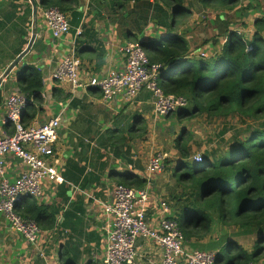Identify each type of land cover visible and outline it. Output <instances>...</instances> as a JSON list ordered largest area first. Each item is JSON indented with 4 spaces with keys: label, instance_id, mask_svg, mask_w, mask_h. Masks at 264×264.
I'll list each match as a JSON object with an SVG mask.
<instances>
[{
    "label": "crops",
    "instance_id": "crops-1",
    "mask_svg": "<svg viewBox=\"0 0 264 264\" xmlns=\"http://www.w3.org/2000/svg\"><path fill=\"white\" fill-rule=\"evenodd\" d=\"M33 1L0 0V135L14 131L5 99L17 93L27 96L17 80V69L7 75L5 70L36 29V39L43 36L42 43L29 53L25 67L39 75L40 96L35 100L28 97L20 121L24 125L39 124L59 117L51 161L62 181L45 178L39 197H22L16 203L20 215H45L35 242L11 229L0 213V264H103L106 230L113 220L108 207L114 201L115 185H128L126 180L141 183L131 187L147 191L144 207L152 227L165 214L161 201L167 203L178 224L180 215L192 210L209 217L208 230L202 235L196 234L202 231L201 226L194 227L190 237L180 228L186 250L214 251L219 254L218 264H230L232 254L240 253L234 245L246 257L255 254L259 231L240 223H225L216 210L203 209L198 206L201 201L193 203L189 189L177 180L181 152L176 142L187 133L179 125L185 117L179 118L177 111L156 115L154 96L145 88L132 99L121 94L105 99L96 87H73L54 79L52 73L66 55L73 53L80 63L79 79L104 77L111 70H123L121 47L125 42L159 40L167 33L185 38L189 57L214 56L230 31H240L250 39L259 30L264 38V0H218L211 6L194 0V34L184 20L178 21L190 13L188 3L193 0H183L188 13L176 20L171 12L168 17L161 0H68L63 12L69 30L57 37L51 35L42 16L47 6L42 0ZM50 6L59 8L57 4ZM77 30L81 33L76 34ZM205 30L212 33L203 36ZM186 144L191 153L187 140ZM158 151L167 154L163 169L149 172L147 162ZM26 169L22 160L8 153L0 181L13 180ZM136 252L132 264H160L162 249L154 240L137 237ZM240 261L236 257L232 264ZM249 263L264 264V247Z\"/></svg>",
    "mask_w": 264,
    "mask_h": 264
},
{
    "label": "trees",
    "instance_id": "trees-1",
    "mask_svg": "<svg viewBox=\"0 0 264 264\" xmlns=\"http://www.w3.org/2000/svg\"><path fill=\"white\" fill-rule=\"evenodd\" d=\"M161 1L171 9L175 20L188 13L183 0ZM201 1L211 6L218 0ZM41 2L44 6L57 4L63 11L68 0ZM226 36L219 53L211 57L187 56L189 48L180 34L167 33L159 40L141 43L150 61L162 65L159 84L163 91L186 96L187 105L177 110L179 118L200 114L223 118L239 114L241 119L264 116V38L259 30L250 39L237 31H230ZM31 73L32 69L25 67L17 80L27 93L26 98L35 100L40 96L37 87L41 80L38 74ZM261 126L251 128L247 124L244 130L248 132L243 138L236 137L241 131L238 130L227 149L218 153L215 149H212L214 152L201 153L200 162L188 160L190 153L184 136L180 135L176 142L181 152L176 178L189 189L193 203L201 201L198 206L216 210L225 223H241L252 231H259L255 254L246 257L244 251L234 245L233 248L240 253L232 254L230 264L236 257L241 260L237 264H246L264 247L261 246L264 242V125ZM191 163H194V168L189 170ZM126 182L128 186H141L138 182ZM15 210L18 211L16 206ZM32 216L30 218L38 225L45 218L39 212L32 213ZM178 221L184 235L190 237L194 235V227L201 226L202 231L196 234H204L210 219L204 212L192 210L180 215ZM218 259L219 254L216 253V264Z\"/></svg>",
    "mask_w": 264,
    "mask_h": 264
},
{
    "label": "built area",
    "instance_id": "built-area-1",
    "mask_svg": "<svg viewBox=\"0 0 264 264\" xmlns=\"http://www.w3.org/2000/svg\"><path fill=\"white\" fill-rule=\"evenodd\" d=\"M42 16L52 36L57 37L69 30L66 14L58 7H44ZM80 33V30L76 31V34ZM121 52L124 57L123 70H111L104 77L92 76L87 81L79 79L80 63L73 53L66 55L59 62L52 77L68 82L73 87H96L105 99L117 94L132 99L140 90L148 89L154 96L153 109L158 116L167 115L187 105L188 101L184 95L163 91L159 84L162 65L150 61L139 41L125 42ZM27 102L26 96L20 93L11 94L5 99L7 118L14 124V131L12 134L0 135V174L3 173L4 157L8 153L22 160L27 169L13 180L2 178L0 181V213L7 219L11 229L33 243L41 228L34 219L20 215L15 210L16 203L22 197H39L43 179L62 181V178L58 176L51 161L58 137L59 117L55 116L39 124L24 125L20 121V115ZM166 158V153L156 152L147 162V171H161ZM192 161H202L201 154H195ZM147 196L144 188H135L123 183L115 185L114 201L108 207L113 220L106 230L103 264H132L137 254V237L152 239L161 247L160 264H179L180 258L186 264H216V252L184 248V235L175 217L169 213L165 201L160 202L165 214L155 226H150L144 207Z\"/></svg>",
    "mask_w": 264,
    "mask_h": 264
},
{
    "label": "rangeland",
    "instance_id": "rangeland-1",
    "mask_svg": "<svg viewBox=\"0 0 264 264\" xmlns=\"http://www.w3.org/2000/svg\"><path fill=\"white\" fill-rule=\"evenodd\" d=\"M188 5H189L190 13L185 16L179 17L178 21L184 20V24L186 23L185 24L186 27H190L191 28L190 32L194 34V9H195L194 0L188 3ZM170 12L171 9L167 6L166 13L168 17H170ZM203 12L206 14L207 9H204ZM211 33L212 32L210 30H205L201 32V34L206 37L209 36ZM240 33L243 34L242 32ZM166 40L168 41V39ZM167 41H161V43H166ZM194 47H196V45H194ZM170 79L171 76H169V80ZM179 123H180L179 124L180 128H182L184 132H187L184 139L187 140L188 144L191 147V153H190L191 156L188 157V160L192 161L193 156L195 154H201L202 152L203 154L205 152L207 153L214 152L212 149H215V151L218 153V151L220 150L227 149L229 143L231 144V142L234 140L232 139V137L236 135V132L238 130L241 131L239 134L236 135L237 138H243L245 136V133H247L248 130H244V127L247 124L251 125V128L262 127L261 125L262 124L264 125V116L258 119H254V118L241 119L239 114L229 115L224 118L217 116H207L206 114H200L198 116L193 117L192 119L187 118L185 116V118H183L182 121ZM184 125L186 126L185 128L182 127ZM222 130H224L223 133L221 132ZM191 164L192 166L189 167V170L194 168V163Z\"/></svg>",
    "mask_w": 264,
    "mask_h": 264
},
{
    "label": "water",
    "instance_id": "water-1",
    "mask_svg": "<svg viewBox=\"0 0 264 264\" xmlns=\"http://www.w3.org/2000/svg\"><path fill=\"white\" fill-rule=\"evenodd\" d=\"M31 1H32V3L34 2L33 0H31ZM42 37L43 36H41V38ZM41 38L36 39V29H34V31L31 33V36L28 40V43L26 44L23 51L19 55H17L13 59V61L8 65V67L6 68L5 75H7L10 71H12L14 69L15 70L17 69V72H18L17 74H20L22 72V70L25 68V65H27L25 59L30 58L29 53L41 45V43H42ZM139 42L142 43V41H139ZM0 82H1V80H0ZM27 104H26V106H27Z\"/></svg>",
    "mask_w": 264,
    "mask_h": 264
}]
</instances>
